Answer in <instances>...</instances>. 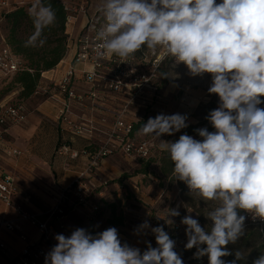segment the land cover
<instances>
[{
	"label": "clouds",
	"instance_id": "clouds-1",
	"mask_svg": "<svg viewBox=\"0 0 264 264\" xmlns=\"http://www.w3.org/2000/svg\"><path fill=\"white\" fill-rule=\"evenodd\" d=\"M97 12L104 21L96 32L97 57L114 55L127 62L142 47L154 53L163 49L190 75H211L208 93L219 97V106L206 119L215 131L195 129L200 140L187 133L176 141L163 140L189 124L186 114L161 113L150 117L138 134L159 141V150L174 165L175 179L191 195L216 204L206 214L213 222L210 230L191 215L181 219L185 249L195 247L194 258L207 256L209 264L245 261L248 254L241 250L232 261L222 257L233 255L227 245L246 234L240 210L264 222V0H101ZM28 15L34 30L24 46L43 47L45 29L57 21L56 10L45 0H32ZM177 216L178 208H169L157 218L171 225L169 217ZM149 229L157 247L146 242L143 253L122 243L115 227L95 235L84 228L70 236L56 234L45 264H184L163 225L151 227L145 220L134 234L146 235ZM252 264H264V252Z\"/></svg>",
	"mask_w": 264,
	"mask_h": 264
},
{
	"label": "built area",
	"instance_id": "built-area-1",
	"mask_svg": "<svg viewBox=\"0 0 264 264\" xmlns=\"http://www.w3.org/2000/svg\"><path fill=\"white\" fill-rule=\"evenodd\" d=\"M220 2L217 0V3ZM26 3V0H0V9L23 7ZM100 3L101 0L63 2L65 33L68 34L67 28H73L76 23L80 27L73 41L67 43L71 57L55 76L46 78L47 83L40 82L43 79L42 72L35 90L37 96L56 104L58 130L66 136L61 138L56 154L63 159L65 167H70L71 160L84 156L85 166L67 188L56 194L54 204L45 212V220L23 211L14 203L17 180L12 173L0 171V201L21 219L36 226L40 234L37 241H30L18 224L1 218L0 228L19 232L22 242L20 250L12 252L0 241V253L7 257L6 264H45V256L57 243L54 237L64 229L63 221L68 213L75 208L98 211L99 207L92 203V199L100 196L112 182H117L102 173L101 164L105 159L127 157L146 162L155 155L157 140L138 134L140 127L137 126H143L150 117L162 113L157 107L165 98L164 88L160 86L161 75L171 56L163 49L154 53L142 47L127 62H121V58L114 55L97 57L96 32L104 22L102 15L97 12ZM24 68L21 56L0 35V84ZM24 104L0 103V151L7 155L21 153L7 141L5 134L9 126L26 121L27 109ZM205 128L210 132L215 131L211 124L205 125ZM73 139H80L84 144L76 148L70 142ZM196 139L202 138L198 136ZM243 215L246 217V228L256 229L264 235V222L253 220L246 211ZM56 220L59 222L57 226L53 223ZM179 227V224L175 225V229ZM119 236L122 243L133 247L130 240ZM152 247H157L155 239ZM195 252L190 258L192 262L204 264L208 257L195 259Z\"/></svg>",
	"mask_w": 264,
	"mask_h": 264
},
{
	"label": "crops",
	"instance_id": "crops-1",
	"mask_svg": "<svg viewBox=\"0 0 264 264\" xmlns=\"http://www.w3.org/2000/svg\"><path fill=\"white\" fill-rule=\"evenodd\" d=\"M68 61L64 63H68ZM77 67H79V65H77ZM45 73L49 72H43V79L40 81L41 84L47 83L46 78H51L56 74L53 72L48 77L44 76ZM163 88L165 98L163 99L160 109L163 114L168 115V100L171 89L169 88L168 80ZM55 105L56 104L50 102V100L42 99L37 105L34 104L31 109L26 107V121L22 124L18 123L17 125L9 126L5 134L7 141L20 150L21 153L17 155H7L4 151H0V171L12 173L17 180L16 191L13 197L14 203L19 205L23 211L35 214L40 220H45V214H47L45 212L54 204L56 194L72 183L77 173L84 168L86 163V158L80 156L79 158L71 160L70 167H65L63 159L56 154V149L61 138L66 136L62 135L58 130ZM192 111L193 109L187 108L179 113L189 116L192 114ZM197 122L198 121L195 120V123ZM196 138L197 137H195V139ZM160 139L173 140L169 135H163ZM70 142L76 148H81L84 144L80 139H73ZM154 154L155 155L150 159L151 163L157 161L160 155L166 154V152L159 150L158 140ZM140 164H142V162L128 159L127 157H110L105 159L101 164L102 173L110 178V180L122 178V182L117 181L112 183V185L104 189L100 196H96L95 199H92V203L99 207V212H92L90 209L81 208H75L70 211L63 221L65 227L63 230L59 231L60 234L70 236L71 232L75 229L84 228L94 235L100 227L106 226L107 220L111 215L110 205L116 203V200L120 201L123 199L126 201V199L132 195L140 199L144 204L138 212V219L140 220L138 226L142 224L145 218L149 217L147 215L151 212L150 210L152 207L149 206L148 202L151 198L146 194V189L142 184V179H145L148 174L136 168L138 165L140 166ZM119 183L125 186L121 187ZM103 204H105L104 208L101 207ZM120 209L122 213L128 211H126L122 203ZM1 218L11 220L15 224H18L21 227V231L28 236L30 241H37L40 238L36 226L32 225L27 220L21 219L14 210L5 207L0 201V219ZM171 218L172 217H169V219ZM53 223L57 226L59 222L56 220L53 221ZM125 223L126 221L123 220V224L115 228H121L125 231ZM179 223L180 222L175 221L171 225H168L164 221V230L172 234L175 225ZM92 229L96 231L94 232ZM180 229H182L181 226L177 230ZM149 230H147L146 236H151V232H148ZM18 234L19 232H9L0 228V241H3L12 252H18L22 246ZM119 235L130 240L133 246L139 248L142 252L143 246L148 242L147 237L144 238L145 236H143L145 234L135 235L134 231L130 230L119 232ZM6 263L7 257L0 253V264Z\"/></svg>",
	"mask_w": 264,
	"mask_h": 264
},
{
	"label": "rangeland",
	"instance_id": "rangeland-1",
	"mask_svg": "<svg viewBox=\"0 0 264 264\" xmlns=\"http://www.w3.org/2000/svg\"><path fill=\"white\" fill-rule=\"evenodd\" d=\"M74 1L76 0H61V2L68 4L73 3ZM26 2L27 3L23 6V8L28 13V8L30 7L32 0H26ZM6 14L7 12L5 13L0 9V35L4 37L6 43L9 44L11 48L18 55H20L27 64H30L28 59L29 56L33 59L38 58L39 54L47 48V45L44 44L43 47L35 48L28 47V51L24 53L17 52L15 48L17 45L12 43V37L21 39L26 38L33 31L29 25L25 23H22V26H19L14 30L12 28V24L7 21ZM78 28V24L76 23L74 28L71 26L67 28L69 32L68 34L64 31L63 35L65 36L67 43H71L73 41V38L76 34L75 32H77ZM68 40H70V42H68ZM70 57L71 49L68 48L66 44L62 58L52 68L43 70V72H49L45 73L44 76L49 77L51 73L58 72L59 68H61L63 63L67 62ZM163 70H165L167 74L166 78L169 81V88H171L168 100V115L179 113L183 109L187 108L193 109L192 114L188 116L187 122L189 126L172 135V141L178 140L179 136L185 131L192 133L191 136L194 138L198 137V134L196 131H194V129L205 128V125L210 124L206 117L211 110H214L219 106V97L215 94L208 93V88L212 82L211 75L205 73L203 76H192L190 75L186 65H184L182 62H177L173 57H170ZM41 74L42 73H40L39 81L41 79ZM36 89V84H34L32 90L27 91L26 85L19 80L18 75H15L11 79L5 81V83L3 82L0 84V103L22 102L25 103L24 105L27 108L31 109L34 104L37 105L43 99L35 94ZM157 107L158 109L161 108V104H159ZM260 107L264 108V104H261ZM195 120L198 122L195 123ZM163 155L164 154L160 155L159 159H157V161L154 163L148 164L146 166L145 170L148 175H146L145 179H142V184L146 189L145 192L151 198V200L148 201L149 206L152 207L150 210L151 212H149V215H147L149 217L145 218V220L149 221L148 223L151 227L163 225L165 228V220L157 218L156 222L155 217L158 215L162 216L169 208H178L180 216L172 217L171 219L174 220V222H180L179 225L182 227V229H174L172 234L170 233L169 236L175 241L176 246L174 250L181 256L184 264H194L190 258L196 248L193 247L190 250L185 249V244L187 243V236L185 232L186 225L181 224V219L185 215H191L193 218L198 219L202 227H204L206 230H210L213 222L206 217V214L212 210L216 204L214 202L206 203L201 199V197L194 194L191 195L188 187L183 182L175 179L173 171L170 173L164 172V170H162L163 162H161ZM142 165L143 164H140V166L138 165L136 168L141 170L143 167ZM112 183L110 185H112ZM124 186V184H121V187ZM115 202L116 203L114 204H116V214L121 215L123 220L126 221L124 228L126 227V230L134 231L140 222L138 219V212L142 205H144L143 202L140 199H137L134 195L128 197L126 201L121 199L120 201L116 200ZM121 203L126 208V211L128 210L126 213H122L120 209ZM101 207L104 208L105 204H103ZM188 209L192 212L189 213ZM244 212V210H240L239 214L243 215ZM104 228L105 227H100V229L97 231L95 229L92 230L98 233L104 231ZM116 229L118 232H126V230L124 231V229L121 228ZM257 231L258 230L253 228H246L245 236L242 237L236 244L227 245L228 249L233 252V255L236 250H241L246 255L248 254L246 260L252 264V261L256 259L262 252H264V249L257 250L258 244L264 243V235ZM148 232H151V230ZM150 234L151 236H143H145L144 238L147 237L148 242H151V245H153V239H155V236L152 233ZM244 240H246L247 245H243ZM201 247H206V245H201ZM146 248L147 244L143 246L142 250L145 251ZM141 253L143 252L141 251ZM230 256L232 255L222 257V259L226 262L232 261L229 259ZM207 261L208 258L206 259L205 263ZM238 262L240 261H237V264Z\"/></svg>",
	"mask_w": 264,
	"mask_h": 264
},
{
	"label": "trees",
	"instance_id": "trees-1",
	"mask_svg": "<svg viewBox=\"0 0 264 264\" xmlns=\"http://www.w3.org/2000/svg\"><path fill=\"white\" fill-rule=\"evenodd\" d=\"M45 2L51 3L53 8L56 10V14H57L56 23L50 28L45 29L44 32V35L46 37L45 45H47V48L42 53H40L38 58L36 59H33L32 57L29 56L28 59L30 61V64L29 63L27 64L23 60L25 68L21 70V72H17L12 76L14 77L15 75H18L19 80L26 85L27 91L32 90L34 84H36L37 86L39 82L40 73H42L43 70H48L52 68L62 58L63 52L65 51V47L67 44L65 40V36L63 35L65 31L64 29L65 11L63 9V2H61V0H45ZM2 11L5 13L7 12L6 14L7 21H9L12 24V28L14 30L17 29L19 26H22L21 25L22 23L29 25L32 31L34 30L32 19L22 6L13 7L9 10H2ZM30 35L31 34H29V36ZM28 37L22 39L12 37V43H15L17 45L15 46L17 52L24 53L28 51V47L24 46V42L27 40ZM162 74H166L165 70H162ZM166 83H167L166 76L161 75L160 86L164 87ZM141 126L142 125H139L137 127H141ZM184 133H187L190 136L192 135V133L188 131L183 132V134ZM161 162H163L162 170H164V172L170 173L173 171L174 165L170 160L168 153L163 155V157L161 158ZM150 163L151 160L142 162L143 167L141 168L140 171L145 173L146 166ZM116 181L122 182V178H119ZM110 207H111V215L107 220V224L104 230H106L109 227H116L123 224V218L121 217V215H118L115 212V205L111 204ZM243 242H244L243 245H247L246 240H244ZM260 249H264V243L258 244L257 250ZM229 259L234 260L235 255L230 256ZM205 264H209V261H207ZM238 264H250V263L248 262V260H245L238 262Z\"/></svg>",
	"mask_w": 264,
	"mask_h": 264
}]
</instances>
